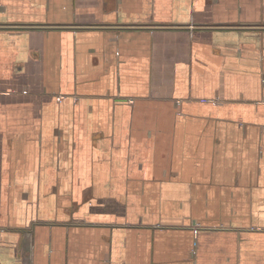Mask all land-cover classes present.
<instances>
[{
	"label": "crops",
	"instance_id": "1",
	"mask_svg": "<svg viewBox=\"0 0 264 264\" xmlns=\"http://www.w3.org/2000/svg\"><path fill=\"white\" fill-rule=\"evenodd\" d=\"M0 264H264V0H0Z\"/></svg>",
	"mask_w": 264,
	"mask_h": 264
}]
</instances>
